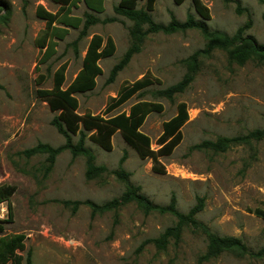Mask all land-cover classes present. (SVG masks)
<instances>
[{"label": "rangeland", "instance_id": "374dc122", "mask_svg": "<svg viewBox=\"0 0 264 264\" xmlns=\"http://www.w3.org/2000/svg\"><path fill=\"white\" fill-rule=\"evenodd\" d=\"M236 1L246 12L237 14L233 2L200 0L207 10L205 21L191 0L180 5L173 0H155L151 18L165 26L172 17L183 23L190 15L210 31L227 36H233L250 19L245 35L264 46V0ZM118 2L101 0L102 12L95 14L82 0H75L59 13L55 30L47 35V48L41 50L35 40L45 29V21L37 17L36 9L40 6L55 14L59 6L52 0H0V187L13 188L8 203H0V237L23 235L24 249L17 254L24 262L30 253L32 264H264V220L254 214L264 210V140L235 145L219 154L192 149L203 141L264 129V64L252 59L238 66L221 50L201 55L193 82L169 101L157 92L181 80L186 73L183 61L203 50L207 40L197 30L156 33L145 38L140 52L109 81L112 68L131 45L128 31L132 23L113 13ZM144 5L142 1L138 7ZM87 13L99 23L89 28L87 37L78 39ZM107 19L115 21L104 23ZM94 34L103 40L110 37L115 53L99 61L101 74L95 88L74 95L77 115L106 119L127 114L141 101L156 103L161 111L150 113L139 129L149 138L150 149L156 151L162 124L177 114L179 104L186 107L188 120L180 129L181 141L169 155L158 158L161 174L119 131L111 138L110 151L86 142L95 163L108 170L93 180L85 178L84 159L72 158L68 151L57 156L48 173L45 155L28 158L23 154L37 144L52 148L64 144L51 125L57 113L49 109L38 91L52 89L53 75L62 65V89L72 82ZM144 76L152 85L105 113L121 88ZM123 156L122 169L129 174V183L139 187L149 201L164 206L174 197L177 211L185 214L202 200L197 221L219 237L240 240L248 254L224 252L206 258L204 236L190 227L183 229L178 243L171 240L159 250L150 241L174 226L175 219L156 213L145 215L134 203L94 215L86 205L74 209L62 204L89 201L103 205L119 198L125 186L112 172Z\"/></svg>", "mask_w": 264, "mask_h": 264}, {"label": "trees", "instance_id": "16d2710c", "mask_svg": "<svg viewBox=\"0 0 264 264\" xmlns=\"http://www.w3.org/2000/svg\"><path fill=\"white\" fill-rule=\"evenodd\" d=\"M75 0H52L59 6L55 14L46 12L42 7H37L36 15L45 21V29L40 32L35 43L39 49L47 48V35L55 30L53 24L56 22L60 12L67 9ZM87 9L95 14L102 12L101 0H82ZM145 1L144 7L139 8L138 4ZM176 5H180L183 0H173ZM233 2L236 6L237 14L246 12L240 8V3L236 0H225ZM195 11L203 20H208L207 10L202 6L200 0H191ZM155 0H119L117 6L113 7L115 15L124 17L132 23L128 34L131 45L124 53L120 61L112 68L109 81H112L116 75L121 72L130 62L131 58L140 52V46L145 38L150 34L162 33L170 35L187 30H197L207 40L205 47L201 51L195 52L188 59L183 61L186 66V73L179 82L157 92L161 98L171 101L175 95L182 94L193 82L194 75L198 68L199 56H209L215 50L226 51L228 61L238 66L244 65L247 61L256 59L257 63L264 64V46L259 45L251 36L245 35L251 27V21L240 27L233 36H227L219 32H212L204 22H197L190 15L183 23L177 22L173 17L167 25H160L153 22L151 13L153 11ZM264 5V2H262ZM264 20V13L262 15ZM82 22L78 39L88 36L90 27L99 23V19L93 14H85ZM115 19H107L104 23H112ZM80 22V21H78ZM78 25L73 26L76 28ZM115 53V47L112 39L107 37L105 40L99 35H92L85 49L82 59V65L72 82L62 89L64 84L65 66H60L53 75V87L51 90L38 91V95L47 103L52 112L57 116L51 121V125L57 133L63 137L64 144L58 148H52L46 144H37L35 147L27 149L23 154L30 158L37 155H45L46 168L48 173L59 154L68 151L72 158L81 157L85 161V178L93 180L102 175L108 174L104 166L95 163L93 152L86 147L87 141H92L105 151L111 150V138L119 131L123 139L139 154L141 158L150 159L153 163V170L156 173H162L159 170L158 158L169 155L172 150L181 141L180 129L188 120L186 107L184 104L177 106V114L170 120L162 124V134L158 139L156 151L150 149V140L143 135L139 129L145 118L153 112H160V105L152 102L141 101L133 104L128 113H118L106 119L100 116L85 114L79 116L76 114L77 100L75 94L86 93L95 88V80L101 74L98 63L100 60L109 58ZM152 85L151 80L142 77L132 84L119 90L117 96L112 98L106 106L105 113H110L117 107L124 104L128 99L139 91ZM73 137L76 140H73ZM264 140V129L253 130L245 136L233 138H218L215 141H203L192 149L202 151L210 150L215 154L224 153L230 147L241 145L250 141ZM125 160L123 156L119 161L118 169L112 172L115 178L124 184L125 190L117 199H113L103 205H96L92 202H63L64 206L72 205L76 209L79 205H86L90 208L92 214L104 213L115 209L121 205L134 203L145 215L152 213L160 215H169L175 219L174 226L167 228L157 239L150 242L155 244L159 250H164L172 240L175 244L179 242L184 228L190 227L194 231L204 236L206 240V258H216L224 252L236 253L239 256L248 254L245 245L234 237H219L210 232L208 227L197 221L196 216L203 210V201L198 200L197 204L187 213H180L176 209L175 199L171 197L167 205L161 206L153 204L144 195L140 193V188L129 183V174L122 169ZM13 194V188L10 186L0 187V203L9 201ZM254 214L264 220V210H255ZM23 235L0 237V264H32L31 255L27 253L23 258L17 254L24 249Z\"/></svg>", "mask_w": 264, "mask_h": 264}]
</instances>
